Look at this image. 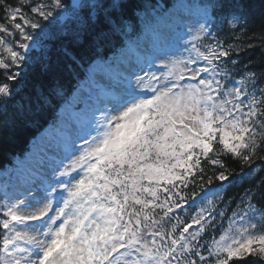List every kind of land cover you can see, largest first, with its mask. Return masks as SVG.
<instances>
[{"label":"snow or ice","instance_id":"snow-or-ice-1","mask_svg":"<svg viewBox=\"0 0 264 264\" xmlns=\"http://www.w3.org/2000/svg\"><path fill=\"white\" fill-rule=\"evenodd\" d=\"M125 7L0 0L6 81L45 38L87 35L94 52L86 66L72 56L83 78L16 161L26 191H3L0 264H264V177L255 182L252 159L264 142V72L239 73V49L214 34L224 0H143L135 20ZM12 95L0 82V104ZM63 95L56 86L34 103ZM222 154L242 163L239 173ZM202 162L217 169L206 181ZM242 181L251 187L227 200L225 185Z\"/></svg>","mask_w":264,"mask_h":264},{"label":"trees","instance_id":"trees-1","mask_svg":"<svg viewBox=\"0 0 264 264\" xmlns=\"http://www.w3.org/2000/svg\"><path fill=\"white\" fill-rule=\"evenodd\" d=\"M12 2L15 3L16 0ZM142 3L143 0H126L127 16L135 20L133 13ZM151 3L154 4V0H151ZM224 5L249 18L245 28L230 35L232 44L239 49L236 70L241 74L248 71L264 72V0H224ZM23 11L28 13L29 9L23 7ZM2 16L3 13L0 11V23H5ZM65 48L85 66L94 58L89 36L85 35L80 42L71 36H62L53 40L52 47L46 52L41 49L31 51L30 58L20 67L18 79L15 82L9 81L13 95L6 106L0 104V166L10 159V155L23 148L29 137L33 136L49 117L56 114L63 101L62 96H50L51 104L37 110L34 103L37 92L43 91L47 94L51 88L59 86L63 93H66L75 77L82 76L73 59L65 53ZM5 81V72L0 70V82ZM252 159L259 169L254 180L259 183V178L264 177V142L260 143ZM221 160L227 169L234 173H239L243 167L239 160L227 155L222 154ZM201 166L204 168L205 181L217 171L207 162H202ZM6 187L8 186L0 180V200H3V191ZM249 187L251 184H247L246 181L231 185L228 195L235 196L237 200ZM199 189L200 185L197 183L193 190L199 191ZM252 259V257L248 258L249 261Z\"/></svg>","mask_w":264,"mask_h":264},{"label":"rangeland","instance_id":"rangeland-1","mask_svg":"<svg viewBox=\"0 0 264 264\" xmlns=\"http://www.w3.org/2000/svg\"><path fill=\"white\" fill-rule=\"evenodd\" d=\"M22 173L17 170V168L14 170L13 177H12V189L10 193L15 191V194L20 196L21 199L24 197L21 195V193H24L26 191L25 187L21 186L22 183Z\"/></svg>","mask_w":264,"mask_h":264}]
</instances>
